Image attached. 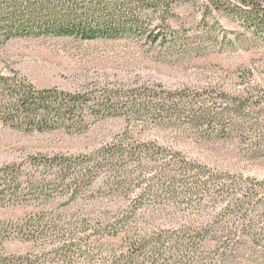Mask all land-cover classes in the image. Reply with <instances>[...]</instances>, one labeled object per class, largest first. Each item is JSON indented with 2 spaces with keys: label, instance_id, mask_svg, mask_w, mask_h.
<instances>
[{
  "label": "rangeland",
  "instance_id": "rangeland-1",
  "mask_svg": "<svg viewBox=\"0 0 264 264\" xmlns=\"http://www.w3.org/2000/svg\"><path fill=\"white\" fill-rule=\"evenodd\" d=\"M226 6L225 0L178 1L170 21L178 35L164 45L52 36L0 43V71L40 89L93 95L105 88L180 89L223 93L218 105L236 102L229 105L234 124L228 132L169 125L149 112L103 119L89 114L85 130L25 132L0 124V169L24 163L27 176L48 172L31 165V157L91 154L121 141L142 150L124 161L129 178L120 190L101 176L75 197L0 203V259L12 254L35 264H264V28L249 27ZM172 157V168L182 157L212 182L187 195L162 196L156 177ZM71 243L76 246L70 249Z\"/></svg>",
  "mask_w": 264,
  "mask_h": 264
},
{
  "label": "trees",
  "instance_id": "trees-1",
  "mask_svg": "<svg viewBox=\"0 0 264 264\" xmlns=\"http://www.w3.org/2000/svg\"><path fill=\"white\" fill-rule=\"evenodd\" d=\"M178 1L0 0V43L15 38L52 36L82 40L133 39L164 45L178 35L170 24L175 15L174 4ZM225 2L228 10L244 16L249 27L264 28V3L258 0ZM152 92L138 88L123 93L105 88L100 95H93L88 91L69 92L57 87L40 89L24 77L0 71V124L25 132L85 130L89 127V114L103 119L130 117L132 113L140 117L147 112L158 114L160 122L188 124L200 132H228L234 124L228 111L229 105L234 106L236 102L224 104L226 101H223L219 105L216 102L224 97L223 93L215 97L180 89ZM141 151L140 146L130 148L121 141L91 154L31 157L29 163L45 167L47 175L35 171L34 175L27 176L24 163L6 165L0 169V203L40 201L60 194L75 197L101 176L108 179L111 189L120 190L129 178L124 161ZM172 158L162 162L156 177L158 193L162 196L187 195L194 188L212 182L194 173V164L182 157L177 160L179 166L172 168L175 157ZM66 232L69 238L73 235L72 231ZM66 245L70 249L76 246L75 243ZM138 252L144 253V250ZM0 264L35 263L29 257L3 254Z\"/></svg>",
  "mask_w": 264,
  "mask_h": 264
}]
</instances>
